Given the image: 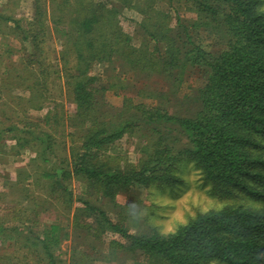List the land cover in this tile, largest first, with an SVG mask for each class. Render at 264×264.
I'll use <instances>...</instances> for the list:
<instances>
[{"label":"rangeland","instance_id":"obj_1","mask_svg":"<svg viewBox=\"0 0 264 264\" xmlns=\"http://www.w3.org/2000/svg\"><path fill=\"white\" fill-rule=\"evenodd\" d=\"M94 8L99 21L80 31ZM221 28L192 0H0V264H151L100 211L151 238L225 206L264 210L240 190L216 194L187 155L173 184H133L113 198L74 169L85 130L73 93L78 77H95L100 106L114 115L109 129L124 130L94 161L137 166L158 142L177 151L190 144L176 121L148 117L203 112L209 67L193 50L218 56ZM174 59L180 65L163 70Z\"/></svg>","mask_w":264,"mask_h":264},{"label":"trees","instance_id":"obj_2","mask_svg":"<svg viewBox=\"0 0 264 264\" xmlns=\"http://www.w3.org/2000/svg\"><path fill=\"white\" fill-rule=\"evenodd\" d=\"M192 1L200 13L222 27L219 34L225 40L218 56L202 46L193 50L196 61H207L209 67L199 89L204 110L197 118L159 112L148 117L149 121H176L190 144L177 151L174 145L158 142L147 160L130 168H106L105 163L95 162L97 151L121 138L124 130L109 129L114 115L101 108L95 77H78L73 93L85 130L83 151L74 169L113 198L133 184H173L178 179L176 167L187 155L216 194L240 190L264 203V0ZM99 17L94 8L81 21L80 31H92ZM167 47L178 51L171 43ZM179 63L166 61L162 68L168 71ZM129 103L133 105L132 100ZM100 214L130 241L128 249L142 253L151 264H264V210L254 206L238 204L199 213L175 232L151 238L132 234L104 211ZM54 229L59 226L53 225ZM51 235L53 239L52 231ZM43 246L49 250L47 239Z\"/></svg>","mask_w":264,"mask_h":264}]
</instances>
